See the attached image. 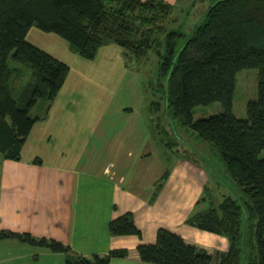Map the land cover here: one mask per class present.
Returning <instances> with one entry per match:
<instances>
[{
    "label": "trees",
    "instance_id": "16d2710c",
    "mask_svg": "<svg viewBox=\"0 0 264 264\" xmlns=\"http://www.w3.org/2000/svg\"><path fill=\"white\" fill-rule=\"evenodd\" d=\"M171 9L164 0H0L1 155L20 159L38 119L31 115L32 108L39 100L50 102L69 72L67 63L26 39L32 26L55 33L84 59L94 58L98 48L109 43L139 57L159 40L147 39L138 45L136 32L141 33L144 24L151 26L148 32L159 33L160 20ZM181 36L176 30H166L159 52V73L167 80L164 95L170 115L216 149L244 195L241 200L224 196L217 205L185 221L226 236L228 248L216 260L206 248L166 227L157 229L154 242L137 245L138 257L156 264H264V0H214L205 20L176 51L175 40ZM9 55L31 70L17 95L14 84L24 70L11 68ZM245 68H257L259 77L257 97L248 101L247 118L242 119L232 112V98L236 73ZM213 102H219L222 111L192 117L193 107ZM108 230L114 236L142 235L130 211L112 218ZM8 238L54 252L70 250L52 238L0 229V240ZM127 255L125 248L92 258L68 255L65 264H110V258Z\"/></svg>",
    "mask_w": 264,
    "mask_h": 264
},
{
    "label": "crops",
    "instance_id": "0c3cea01",
    "mask_svg": "<svg viewBox=\"0 0 264 264\" xmlns=\"http://www.w3.org/2000/svg\"><path fill=\"white\" fill-rule=\"evenodd\" d=\"M104 47L121 51L113 43L100 46L98 53L107 56L104 59L108 63L111 57ZM66 49L73 54L72 61L88 67L68 44ZM48 53L70 69L57 95L38 114L20 159H6L0 153V229L52 238L70 250L54 252L16 238L2 239L0 264H65L68 255L92 258L120 248L127 249L128 255L112 257L110 264H156L141 261L136 249L139 243L154 242L157 229L167 226L156 212L153 199L144 197L153 189L160 172L156 173L151 165L146 124L137 116L128 118L131 113L137 114L139 106L135 110V106L119 105L115 111L123 120L118 122L101 121L99 126L80 122L74 113L82 94L77 93L81 89L75 84L78 80H93L94 76L76 72L71 61ZM82 127L90 134L83 140ZM133 196L137 199L130 204ZM126 211L132 212L142 232L140 238L110 234L108 222Z\"/></svg>",
    "mask_w": 264,
    "mask_h": 264
},
{
    "label": "rangeland",
    "instance_id": "374dc122",
    "mask_svg": "<svg viewBox=\"0 0 264 264\" xmlns=\"http://www.w3.org/2000/svg\"><path fill=\"white\" fill-rule=\"evenodd\" d=\"M213 1L173 0L171 11L160 20L163 29L159 33L154 35L148 32L151 26L144 24L140 27L141 33L136 32L138 45L147 39L154 43L155 38H158L157 45L152 44L153 47L139 57L120 45V52L114 47H104L111 57L110 63L104 59L107 56H101L102 53L97 50L94 58L83 61L88 65L84 68L72 61L73 54L66 49L65 40L53 32H45L35 26L29 29L26 39L43 50L71 61L74 71L94 76L93 80H78L79 84H75L76 88L81 89L77 93L82 94L79 107L74 113L80 122H92L98 126L106 121L118 122L123 120L121 113L115 111L119 105L139 106V109L135 108L138 109L137 114L131 113L128 118L137 116L146 124V129L149 130V142L146 144L151 154V165L156 173L160 172L153 189H150V193H145L144 197L153 199L154 208L159 212L164 225L187 239H192L194 244L206 248L216 260L228 248L226 236L200 230L185 221L195 213L217 205L224 196L241 200L244 194L227 172L216 149L196 132L171 117L164 95L167 80L159 73V52L163 51L166 30H176L182 35L175 40L176 51L179 50L196 26L205 20ZM8 65L24 70L14 84V95H17V89L31 77V70L16 62L11 55L8 57ZM258 74L257 68H245L236 73L232 112L238 118H247V103L257 97ZM46 105V101L39 100L32 108L31 115L37 117ZM220 111L222 107L219 102L198 105L192 108V117H208ZM125 113L129 114V111ZM87 129H81L82 140L90 135ZM165 141L171 142L173 146L168 148ZM79 145L83 146L84 143ZM160 183L162 185L159 187L157 184ZM131 198L130 204L137 199L135 196L133 200Z\"/></svg>",
    "mask_w": 264,
    "mask_h": 264
}]
</instances>
